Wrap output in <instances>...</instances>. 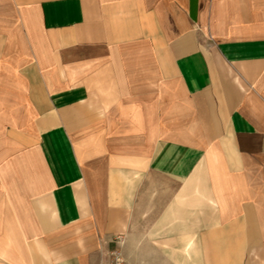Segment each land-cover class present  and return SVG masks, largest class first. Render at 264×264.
Masks as SVG:
<instances>
[{"label":"crops","instance_id":"obj_1","mask_svg":"<svg viewBox=\"0 0 264 264\" xmlns=\"http://www.w3.org/2000/svg\"><path fill=\"white\" fill-rule=\"evenodd\" d=\"M146 212L147 264H264V0H0V264H140Z\"/></svg>","mask_w":264,"mask_h":264},{"label":"rangeland","instance_id":"obj_2","mask_svg":"<svg viewBox=\"0 0 264 264\" xmlns=\"http://www.w3.org/2000/svg\"><path fill=\"white\" fill-rule=\"evenodd\" d=\"M150 214H148V212H146L142 218V221H141V228H140V232L138 233V236H139V239L141 241H143V244L139 245L141 247V251H142V256H143V259L141 261L140 264H147V254H148V251H149V244H148V236L154 231V227H149V220H148V216ZM161 223V222H160ZM158 232V236L160 235H164V233L161 234V232H164V228H157L156 230ZM156 232V233H157ZM154 233V232H153ZM152 233V234H153ZM163 238V237H162ZM159 239V238H158ZM161 246H163V244H161ZM116 253H117V248L114 246L112 251L110 252V256H109V264H117L118 261L116 259ZM124 264H137V263H133L130 261L127 263V260L124 259Z\"/></svg>","mask_w":264,"mask_h":264},{"label":"built area","instance_id":"obj_3","mask_svg":"<svg viewBox=\"0 0 264 264\" xmlns=\"http://www.w3.org/2000/svg\"><path fill=\"white\" fill-rule=\"evenodd\" d=\"M116 259L118 261L117 264H123V259L121 258V253L120 252L116 253Z\"/></svg>","mask_w":264,"mask_h":264}]
</instances>
